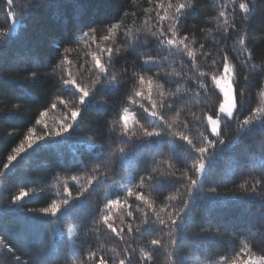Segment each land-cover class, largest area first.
Wrapping results in <instances>:
<instances>
[{
    "label": "snow or ice",
    "instance_id": "snow-or-ice-1",
    "mask_svg": "<svg viewBox=\"0 0 264 264\" xmlns=\"http://www.w3.org/2000/svg\"><path fill=\"white\" fill-rule=\"evenodd\" d=\"M146 2L148 7L139 8L135 0H127V9L117 13L107 23L74 21L79 24V35L69 28L68 35H52L39 44L25 47L7 61L0 55V76L5 71L30 73L23 81L16 77L0 79V85L11 88V98L22 102L15 110L4 114L7 119L19 118L23 106L33 104L38 109H45L38 110L40 119L35 123L48 127L44 120L47 111L57 108L63 111L58 126L48 128L43 135L34 136V130L28 128V134L19 146L7 156V163L3 164L5 170H10V166L26 150L44 142L54 143L56 138L70 134L83 121L88 107L95 106L94 97L102 91L121 96L113 109L121 123V130L115 133L113 129L108 137L122 145L112 150L107 159L100 158L103 153L94 160L90 158L89 162L94 165L91 168L84 161L78 162L76 170H84L86 180L80 183L77 176H72V181L79 185L75 196L65 184L63 199L53 200L49 206L38 211H26L23 200L29 193L21 190L10 197L3 210L17 213L18 223L25 216L40 221L44 216L56 218L61 212L68 213L72 219L81 220L82 230L92 239L106 230L118 247L109 249L102 244L99 249H85L83 243L92 244V239H86L81 244V251L86 252L82 264H110V261L111 264H134V261L136 264L142 261L154 264L155 256L165 249L171 250L166 253L170 264H186L179 255L185 245L199 248L214 243L232 244V240H226L220 231L221 228H228V222L214 220L213 211L219 206L246 203L256 207L252 226L245 228L244 232L248 243L239 249L231 247L222 260L224 264H264V138L259 141L258 153L254 138L257 132L264 137V104L252 107L250 99L245 105L243 97L247 93L241 87V80L245 84L255 80V86L264 97V59L259 65L255 63L257 56L264 58V46H250L253 45L251 32L257 0H220L215 16L219 25L218 38L199 42L194 37L198 32L203 33L204 29L192 25L187 31H182L189 17L195 16L199 0ZM5 3L11 25L7 31L0 30V47L10 48L15 42L13 33H16L17 27L26 28V20L32 10L42 6L44 0H25L19 11L15 10V0H5ZM130 9L138 10L144 17L142 27H135L139 16L136 10ZM129 19L133 21L132 26L126 23ZM260 31L264 33V23ZM121 36L126 46L116 44ZM230 40L233 41L231 45L228 43ZM72 44L84 49L83 56H78L75 62L68 54L76 49L65 46ZM41 45L46 55H41ZM121 61L131 67L122 66L117 70ZM47 85H51L49 91L56 89L54 99L42 100L43 96L36 95L35 90ZM65 96L71 97V101L65 100ZM108 107L107 104L101 105L104 109ZM245 112L247 115H244ZM169 113L174 114L176 123L181 127L191 130L192 125L202 126V130L200 127L196 129L198 143L183 132L173 131L174 124L166 118ZM140 116L149 122V126L140 123ZM130 120L134 122L136 131L129 127ZM229 124L235 125V136L226 137L224 134L223 130ZM177 136L188 146L182 159L187 170L179 176L172 162L175 157L164 151L165 138ZM247 140L252 141V153L247 157L241 153L236 161L245 186L243 191L219 192L217 189L229 182L227 178L205 188L204 184L225 149ZM143 146L148 147L149 152L143 169L139 171L148 174L133 177L134 181H139L135 190L122 186V199H107L102 207L99 198L95 205L86 200L87 212L81 216L76 202L90 197L98 186L111 189L113 186L109 181L118 169L123 170L124 158ZM87 147L90 150L95 148L91 138L87 140ZM165 185L178 192L179 196H170L166 207L158 208L155 201L163 197L161 189ZM145 191L153 194L151 200ZM133 204L136 206L133 207ZM198 204L204 205L199 220L196 218ZM242 223H247L246 217ZM190 228L198 231L189 232ZM255 235L260 236L259 242ZM35 236L43 248L41 254L29 260L16 256L14 264H58L60 257L56 251L55 236L49 238L46 244L39 232ZM126 236L133 237V243L150 251L133 247L126 242ZM7 252L15 256L11 247ZM138 252L140 255H137ZM24 254L30 255L27 251Z\"/></svg>",
    "mask_w": 264,
    "mask_h": 264
},
{
    "label": "trees",
    "instance_id": "trees-1",
    "mask_svg": "<svg viewBox=\"0 0 264 264\" xmlns=\"http://www.w3.org/2000/svg\"><path fill=\"white\" fill-rule=\"evenodd\" d=\"M24 3L25 0H15V10L19 11V8ZM135 3L139 5V8L148 7L146 0H135ZM219 3L220 0H199V7L195 11V16L189 17L185 29H182V31H187L189 26L196 25L200 29L205 30L203 33H196L194 38L198 42L217 37L219 25L215 21V16L219 11ZM124 9H127V0H44L42 6L32 10L31 16L26 20V28L22 26L17 27L16 33H13L15 42L12 43L11 47H0V55H3L5 61H7L18 52H22L25 47L39 44V42L47 40L52 35L57 37L68 35L69 28L79 35V24L74 23V21H83L85 24L107 23L109 20H113L116 14ZM132 10L136 9H130L129 11ZM136 11L139 18L135 21V27H142L144 17L140 15L138 10ZM126 23L129 26L133 25L131 19L127 20ZM262 23H264V3H261V0H257L251 32L253 45L250 46L257 48L264 46V33L260 31ZM10 25L11 21L7 18L5 0H0V30L7 31ZM84 30L87 29L85 28ZM228 43L231 45L233 41L230 40ZM116 44L118 46H126L124 45L122 36L116 41ZM65 46L76 49L74 52L70 51L68 54L69 58L74 62L78 56H83L84 54V49L82 47L77 48L75 44ZM40 48L41 55H46L47 52L44 46L41 45ZM262 59L264 58L257 56L255 63L259 65ZM122 66L131 67L130 65H125L124 61H121L117 65V70ZM29 74V72L25 71H5L0 76V79L16 77L23 81L25 76ZM255 83L254 80L249 84H245L241 80V87L245 88L247 93L243 97V102L245 105H248L251 99L252 107L264 104V97L260 95L261 90L255 86ZM56 87L58 88L59 86L57 85ZM50 88L51 85L42 86L41 89L35 90V94L43 96L42 100L46 98L54 99L53 93L56 89L49 91ZM132 90L134 91L135 89ZM121 91L123 92V86ZM11 95V88L0 85V264H14L16 256H19L21 260L38 257L43 248L36 239V232H39L43 236L45 244L49 238L55 236L56 251L60 257L58 264H82L86 252L81 251V244L86 239L92 238L86 236L82 230L80 219H72L71 214L61 212L56 218L44 216L40 218V221H35L25 216L18 223L19 217L17 213L4 212L3 209L6 207L10 197L19 194L21 190H26L29 193L23 200V206L26 211L28 209L38 211L40 208L49 206L53 200L63 199L66 195L63 191L65 184L68 185L73 196H75L79 185L72 181V176H77L80 183H84L86 180V172L84 170H76L78 162L84 161L91 168L94 165L89 162L90 158L94 160L103 153L104 155L100 158L107 159L112 150L122 146L118 141H114L108 137V133L112 132L113 129L115 133H119L121 130V123L113 110L120 101L121 96L102 91L94 97L95 106L90 105L88 107V110L83 114V121L70 134L56 138L54 143L44 142L34 146L29 151L26 150L10 166V170H5L3 164L7 163V156L12 154L13 148L19 146L20 142L28 134V128L34 130V136L43 135L48 128H56L63 116V111L60 108L48 110L44 117L45 124L48 127H45V125L35 123L36 120L40 119L38 110L45 109H38L37 105L25 104L21 109V116L19 118L14 120L7 119L4 114L15 110L17 105L22 103L21 101L12 99ZM64 98L67 101H71L72 99L68 96ZM104 104L109 105V107L106 109L101 108V105ZM195 110L198 112L199 105ZM244 115H247V112ZM166 118L170 123L174 124L173 131L183 132L198 143L199 137L196 135V129L200 127L202 130V126L192 125L191 130H189L176 123L174 114L169 113L166 115ZM139 119L140 123L149 126V122L143 116H140ZM180 119L183 120L184 117L181 116ZM129 127L133 131H136L132 120L129 121ZM223 132L226 137L235 136V125L229 124L224 128ZM137 134L139 135L140 133ZM89 138L95 144V148L91 150L87 147V140ZM254 138L257 142L255 150L258 153L259 141L264 137H261L257 132L254 133ZM165 141L164 151L166 154L175 157L172 162L177 170L176 175L179 176L187 170L182 163V159L186 154L188 146L178 136L175 138H165ZM109 145H111V148ZM25 147L27 149V145ZM252 147L251 140L227 147L223 156L217 160L215 169L209 175L204 187L215 186V184L221 183L227 178L229 182L226 186L219 187L217 189L219 192H242L245 186L242 183L241 172L237 167L236 161L241 153H244L246 157L252 153ZM148 152V147L143 146L135 153L126 156L124 158L123 170L118 169L117 174L109 181L113 186L111 189L107 186H98L90 197L77 201L76 205L81 210V216L86 215L87 212L86 200L95 205L99 198L102 201V207L103 202H106L107 199H122L124 195L122 186L127 185L133 187L135 190V184L139 183V181L138 179L134 181L133 177L148 174L139 171V169H143L144 167ZM156 159H160V157H156ZM256 160L258 163V156ZM181 187L183 186L181 185ZM161 191L163 192V197L155 201L158 208H165L170 196H179L178 192L170 190L167 185ZM118 192L120 195H117ZM145 195L150 200L153 198V194L148 191H145ZM135 206L133 204V207ZM203 208V204L197 205L196 218L198 220L203 215ZM114 211H118V209ZM255 211V205L241 202L217 207L213 211L212 218L228 222V228H221L220 231L225 235L226 240H232V244L229 245L226 242L214 243L199 248L185 245L181 247L179 255L185 259L186 264H216L217 261L220 264H224L222 257L226 251H229L231 247L239 249L248 243V238L245 237L244 232L245 228L252 226V218L255 215ZM245 217L247 218V223H242V219ZM119 223L120 221L117 219V226H119ZM256 227L259 226L256 225ZM188 231H198V229L190 228ZM151 238L155 237H149V239ZM133 239V237H125L126 242L133 244V247L142 249L143 251H150V249H143V246L138 243H133ZM255 239L259 242L260 236L255 235ZM102 244L110 245L113 248L118 247L116 242L110 239L106 230H102L98 234V238L92 239L91 246L83 243V247L85 249H89L90 247L99 249V245ZM9 247L13 249L15 256L7 252ZM25 251L30 253V255H25ZM168 251L171 250L165 249L158 253L154 258V264H170L169 258L166 255ZM137 255H140V252ZM134 264H136L135 261ZM141 264H151V262L142 261Z\"/></svg>",
    "mask_w": 264,
    "mask_h": 264
},
{
    "label": "rangeland",
    "instance_id": "rangeland-1",
    "mask_svg": "<svg viewBox=\"0 0 264 264\" xmlns=\"http://www.w3.org/2000/svg\"><path fill=\"white\" fill-rule=\"evenodd\" d=\"M107 246V248H109V249H112L113 247L112 246H110V245H106Z\"/></svg>",
    "mask_w": 264,
    "mask_h": 264
}]
</instances>
